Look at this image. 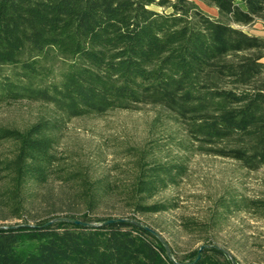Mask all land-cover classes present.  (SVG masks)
<instances>
[{
    "label": "trees",
    "instance_id": "16d2710c",
    "mask_svg": "<svg viewBox=\"0 0 264 264\" xmlns=\"http://www.w3.org/2000/svg\"><path fill=\"white\" fill-rule=\"evenodd\" d=\"M199 1L217 17L193 0H0V104H50L63 121L161 106L196 152L251 171L264 167V37L240 28L264 20V0ZM56 57L66 62L59 76ZM59 128L42 120L23 132L0 129V139L15 144L0 163L4 199L15 213L24 185L47 181ZM182 174L180 164L152 169L138 179L137 193L176 185ZM93 196L82 195L89 204ZM255 207L264 210V201ZM64 219L87 225L54 219L0 227V264H232L216 248L172 261L135 221Z\"/></svg>",
    "mask_w": 264,
    "mask_h": 264
},
{
    "label": "rangeland",
    "instance_id": "374dc122",
    "mask_svg": "<svg viewBox=\"0 0 264 264\" xmlns=\"http://www.w3.org/2000/svg\"><path fill=\"white\" fill-rule=\"evenodd\" d=\"M193 1L217 17L214 7ZM240 28L264 37V20ZM52 66L59 76L66 62L56 57ZM42 120L60 124L57 161L46 182L24 185L20 214L5 202L7 178L0 168V227L83 215L88 221L124 219L155 231L172 258H200L203 249L216 248L235 264H264V210L255 207L264 201V167L251 171L232 159L196 152L183 127L161 106L138 105L63 121L50 104H0V129L23 132ZM14 150L13 142L0 139V163L12 158ZM179 164L183 174L176 185L137 193L141 175ZM84 192L94 195L91 204ZM136 200L168 209L142 210L134 206Z\"/></svg>",
    "mask_w": 264,
    "mask_h": 264
},
{
    "label": "water",
    "instance_id": "95a60500",
    "mask_svg": "<svg viewBox=\"0 0 264 264\" xmlns=\"http://www.w3.org/2000/svg\"><path fill=\"white\" fill-rule=\"evenodd\" d=\"M56 220H58V221H69V222H72V223H74V224L87 225L86 223H82V222L77 221V220H67V219H64V218H59V219H56ZM124 221H126V220H124V219H109V220L104 221L103 224H110V223L124 222ZM50 223H52V221H49V222H47L46 224H50ZM142 227H143L145 230L149 231L152 235H154L155 237H157V238L159 239V241L163 244V246H164V248H165V250H166V253H167L168 257H169L172 261H174L173 258H172V256H171L170 249L168 248V246L166 245V243H164V242L160 239V237L156 234V232L153 231L152 229L148 228L147 226H144V225H143ZM203 248H204V247H201L200 250H202ZM198 258H199V255H198L197 259H198ZM231 262H232V264H235L234 261H233L232 259H231Z\"/></svg>",
    "mask_w": 264,
    "mask_h": 264
}]
</instances>
